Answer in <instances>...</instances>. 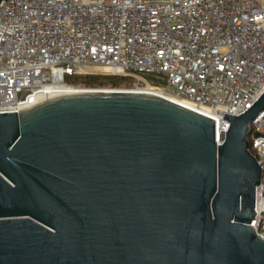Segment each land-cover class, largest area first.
<instances>
[{"label":"water","instance_id":"obj_1","mask_svg":"<svg viewBox=\"0 0 264 264\" xmlns=\"http://www.w3.org/2000/svg\"><path fill=\"white\" fill-rule=\"evenodd\" d=\"M264 90L228 123L95 90L0 113V264H264L248 150Z\"/></svg>","mask_w":264,"mask_h":264},{"label":"built area","instance_id":"obj_2","mask_svg":"<svg viewBox=\"0 0 264 264\" xmlns=\"http://www.w3.org/2000/svg\"><path fill=\"white\" fill-rule=\"evenodd\" d=\"M92 74L134 87L152 77L161 98L211 119L219 144L224 116L264 90V0H0V113L66 95L80 88L70 78ZM247 139L262 171L250 226L264 237V110Z\"/></svg>","mask_w":264,"mask_h":264},{"label":"trees","instance_id":"obj_3","mask_svg":"<svg viewBox=\"0 0 264 264\" xmlns=\"http://www.w3.org/2000/svg\"><path fill=\"white\" fill-rule=\"evenodd\" d=\"M150 85L157 86L158 82L155 81L152 77H146ZM131 81L134 80L129 77H118V76H111V75H81V76H74L68 80L73 86L80 87V88H94V89H115L120 87L124 81ZM127 84V82H126ZM130 86V85H129ZM120 89V88H119ZM264 196V190H263Z\"/></svg>","mask_w":264,"mask_h":264},{"label":"bare ground","instance_id":"obj_4","mask_svg":"<svg viewBox=\"0 0 264 264\" xmlns=\"http://www.w3.org/2000/svg\"><path fill=\"white\" fill-rule=\"evenodd\" d=\"M104 91H109L111 89H101ZM117 91H124V92H132V93H143V94H149V95H153V96H163L166 97L165 94H163L162 91H160L158 88L155 87H150L147 84L145 85H138L132 89H115ZM81 92H87V90H83L80 88H70L68 87L66 90V95L67 94H75V93H81Z\"/></svg>","mask_w":264,"mask_h":264},{"label":"rangeland","instance_id":"obj_5","mask_svg":"<svg viewBox=\"0 0 264 264\" xmlns=\"http://www.w3.org/2000/svg\"><path fill=\"white\" fill-rule=\"evenodd\" d=\"M92 75H102V74H92ZM126 82H127V84H126ZM137 84H138V82L136 80H131V81L125 80L124 83L120 87L115 88V89H119V88L120 89H132L134 87V85H137ZM148 86H150V85H148ZM150 87H152V86H150ZM101 89H105V88H101ZM110 89H112V88H110Z\"/></svg>","mask_w":264,"mask_h":264}]
</instances>
